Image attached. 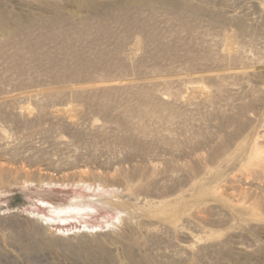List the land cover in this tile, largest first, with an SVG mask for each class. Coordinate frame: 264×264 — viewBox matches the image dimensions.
Masks as SVG:
<instances>
[{
    "label": "rangeland",
    "instance_id": "rangeland-1",
    "mask_svg": "<svg viewBox=\"0 0 264 264\" xmlns=\"http://www.w3.org/2000/svg\"><path fill=\"white\" fill-rule=\"evenodd\" d=\"M0 264H264V0H0Z\"/></svg>",
    "mask_w": 264,
    "mask_h": 264
},
{
    "label": "bare ground",
    "instance_id": "bare-ground-1",
    "mask_svg": "<svg viewBox=\"0 0 264 264\" xmlns=\"http://www.w3.org/2000/svg\"><path fill=\"white\" fill-rule=\"evenodd\" d=\"M17 38V37H16ZM167 170V169H166ZM158 183V182H157ZM157 187V186H156ZM43 204H44V202H43ZM82 210H84V208L83 207H70V208H67V209H64V210H61V211H59L58 212V216L60 215V214H65V211L67 212V213H73V214H75V215H80L79 213H81V212H79V211H82ZM62 219H64V218H62Z\"/></svg>",
    "mask_w": 264,
    "mask_h": 264
}]
</instances>
